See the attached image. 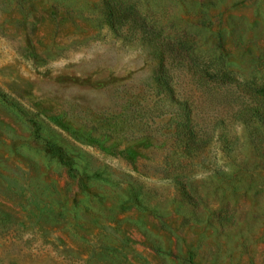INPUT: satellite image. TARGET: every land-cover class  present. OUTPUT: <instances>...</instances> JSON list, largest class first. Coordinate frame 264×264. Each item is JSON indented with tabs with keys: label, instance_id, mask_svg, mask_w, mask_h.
Listing matches in <instances>:
<instances>
[{
	"label": "rangeland",
	"instance_id": "374dc122",
	"mask_svg": "<svg viewBox=\"0 0 264 264\" xmlns=\"http://www.w3.org/2000/svg\"><path fill=\"white\" fill-rule=\"evenodd\" d=\"M0 264H264V0H0Z\"/></svg>",
	"mask_w": 264,
	"mask_h": 264
},
{
	"label": "trees",
	"instance_id": "16d2710c",
	"mask_svg": "<svg viewBox=\"0 0 264 264\" xmlns=\"http://www.w3.org/2000/svg\"><path fill=\"white\" fill-rule=\"evenodd\" d=\"M193 132L194 131H188L187 133H184V139H187L185 142H184V145H186V146H184L185 148L187 147V146H189V144H188V138L190 139V140H192V142L193 143H196L197 141H195V140H193L192 138H195V136H194V134H193ZM192 137V138H191ZM183 139V140H184Z\"/></svg>",
	"mask_w": 264,
	"mask_h": 264
}]
</instances>
